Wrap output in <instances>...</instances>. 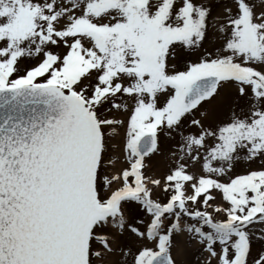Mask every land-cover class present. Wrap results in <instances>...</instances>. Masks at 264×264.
Listing matches in <instances>:
<instances>
[{
  "label": "snow or ice",
  "instance_id": "obj_1",
  "mask_svg": "<svg viewBox=\"0 0 264 264\" xmlns=\"http://www.w3.org/2000/svg\"><path fill=\"white\" fill-rule=\"evenodd\" d=\"M0 264H264V0H0Z\"/></svg>",
  "mask_w": 264,
  "mask_h": 264
}]
</instances>
